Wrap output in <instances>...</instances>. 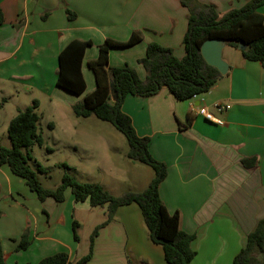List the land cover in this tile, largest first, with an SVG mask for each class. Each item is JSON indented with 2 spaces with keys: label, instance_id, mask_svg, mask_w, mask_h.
<instances>
[{
  "label": "crops",
  "instance_id": "obj_1",
  "mask_svg": "<svg viewBox=\"0 0 264 264\" xmlns=\"http://www.w3.org/2000/svg\"><path fill=\"white\" fill-rule=\"evenodd\" d=\"M197 1L214 5L223 16L250 0ZM0 8L5 17L0 25V145L6 148L11 147L10 122L34 100L40 108L43 97L69 118L75 116L73 107L97 87L88 63L98 58L99 47L107 39L126 42L133 33L141 34L140 43L111 49L108 66H129L142 80L147 73L139 61L149 44L170 48L179 59L185 56L183 39L189 11L180 0H0ZM67 11L75 14L74 20L68 19ZM259 12L264 16V6ZM76 40L92 42L83 59L86 91L82 95L56 84L59 54ZM229 54L228 73L205 95L177 101L163 88L149 98L130 95L122 107L138 136L150 139L152 156L167 167L161 198L170 214L180 213L181 229L196 235L193 264H233L248 235L264 219V67L246 60L241 52ZM217 104L230 108L220 112ZM202 106L224 125L198 115ZM50 125L55 129L53 123ZM101 129L113 137L111 129ZM131 167L135 171L131 183L113 178L112 185H100L114 196L124 194H115L116 187L143 192L154 172L140 165ZM4 198L7 204L0 207V243L5 264H38L60 252H66L71 262L87 255L89 243L82 233L94 225H80L77 242L73 222L78 221V204L90 206L88 201L76 202L68 189L65 202L55 205L49 198L39 205L25 181L7 165L0 166V205ZM23 199L36 204L37 224V215L46 213L44 204L56 206L55 225L46 208V225H25L27 211L33 208H27ZM118 216L125 217L127 225L104 227L96 240L94 257L87 264H168L163 249L151 241L138 205L121 207ZM26 234L31 245L17 252ZM104 237L103 246L100 241ZM118 241L122 249L115 245Z\"/></svg>",
  "mask_w": 264,
  "mask_h": 264
},
{
  "label": "trees",
  "instance_id": "obj_2",
  "mask_svg": "<svg viewBox=\"0 0 264 264\" xmlns=\"http://www.w3.org/2000/svg\"><path fill=\"white\" fill-rule=\"evenodd\" d=\"M189 11L188 30L183 39L185 56L177 58L174 51L158 43L148 45L146 55L139 61L145 69V80L140 79L136 70L129 66L110 68L109 54L113 48L134 46L142 41L140 33H133L126 42L107 39L100 47L96 60L88 63L96 78V89L85 95L82 102L73 107L78 118L95 117L110 123L127 140L129 151L127 158L150 167L154 178L143 192H127L114 196L100 184L81 183L66 173L62 183L55 189L42 186L37 173L31 169L29 161L33 159L30 151L33 146H44L39 133V102L20 111L8 127L11 147L0 145V166L7 165L11 172L22 178L31 192L41 202L51 198L56 203L66 200L69 189L78 203L89 202L91 208L108 206V219L95 228L89 241L87 255L71 262L66 252L48 256L38 264H87L94 257V246L100 231L113 221L118 209L136 204L139 206L151 241L163 249L168 264H193L197 253L193 249L195 234L181 229L179 212L170 214L161 194V184L167 178V167L157 161L150 152V139L139 137L131 118L123 112V104L130 95L143 98L156 96L167 88L177 101H187L195 96L207 94L224 77L218 69L210 66L201 53L202 45L215 38L224 39L228 47L237 49L239 44L247 46L242 55L246 60L259 62L264 67V16L259 9L264 0H250L240 9H232L220 16L214 5L203 4L197 0H180ZM68 19L74 20L75 14L67 11ZM5 21L0 8V25ZM92 42L72 41L59 54L57 86L75 95L86 91L82 73L85 51ZM50 128H53L50 125ZM48 152L52 150L48 149ZM248 166L247 162H243ZM68 171L67 164H62ZM38 171L47 174V170L38 164ZM74 238L80 242L78 221L73 222ZM31 245L28 235H24L16 251H24ZM6 263V257L0 243V264ZM233 264H264V219L248 235L246 245L235 257Z\"/></svg>",
  "mask_w": 264,
  "mask_h": 264
},
{
  "label": "rangeland",
  "instance_id": "obj_3",
  "mask_svg": "<svg viewBox=\"0 0 264 264\" xmlns=\"http://www.w3.org/2000/svg\"><path fill=\"white\" fill-rule=\"evenodd\" d=\"M237 51V49L227 46L222 53L223 60L226 62L229 58V53H239ZM41 98L43 105L37 111L41 117L38 130L44 139V146L35 145L32 147L30 154L33 159L29 161V165L37 173L43 187L49 189L57 188L62 183L63 176L66 173H69L81 183L105 184L108 186L109 184L112 185L113 178L118 179L123 184L131 183L133 172H135L131 167L133 165H140V167H145L148 171H153L150 167L127 158L129 151L127 140L110 123L103 122L95 117H90L89 119L73 116L69 118L64 111L49 105L47 99ZM70 115L72 114L70 113ZM50 123L56 126L55 129L50 128ZM102 127L111 129L114 134L113 137L109 135V132L101 129ZM48 149L52 150V152H48ZM38 164H41L48 173L41 174L38 171ZM62 164H67L71 170L68 171ZM127 188L129 187H116L114 188V193H127L129 191ZM17 194L20 197L19 193ZM33 195L39 205H41L42 202L38 199L37 195L35 193ZM5 199H2L0 207H6L7 203ZM51 201L55 205L57 204L54 200ZM23 202L29 204L24 203L26 207L33 208V211H30L31 209L27 211L29 218L25 222V225H46L49 214L47 212L49 210L52 215V225H55L59 213L56 206L44 204L43 210L46 213L37 215L39 216L37 224L35 219V214L37 213H35L34 208L36 204L33 202L29 203V199H23ZM76 209L75 217L80 225H94L93 227H86L82 233L89 243L95 226L102 225L107 221L108 206L91 208L85 203L78 204ZM1 215L2 213H0ZM117 216L118 211L113 221L108 225H127L125 217ZM105 239L106 237L100 241L103 246L106 243ZM121 244V241H118L115 245L118 249H122ZM100 248L102 247L100 246ZM95 250L96 241L94 254Z\"/></svg>",
  "mask_w": 264,
  "mask_h": 264
},
{
  "label": "water",
  "instance_id": "obj_4",
  "mask_svg": "<svg viewBox=\"0 0 264 264\" xmlns=\"http://www.w3.org/2000/svg\"><path fill=\"white\" fill-rule=\"evenodd\" d=\"M227 43L224 39L215 38L206 41L201 47V53L205 61L212 67L219 70L222 75H226L229 71V65L222 58V53ZM247 46L243 43L239 44L237 50L245 51Z\"/></svg>",
  "mask_w": 264,
  "mask_h": 264
},
{
  "label": "built area",
  "instance_id": "obj_5",
  "mask_svg": "<svg viewBox=\"0 0 264 264\" xmlns=\"http://www.w3.org/2000/svg\"><path fill=\"white\" fill-rule=\"evenodd\" d=\"M198 97V96H195ZM216 109L220 112L228 110L230 107L227 105H222V104H217ZM198 115L202 116L205 120H207L208 122H211L213 124L219 125V126H223L224 125V121L221 119H218L213 113H211L207 107L202 106L198 109Z\"/></svg>",
  "mask_w": 264,
  "mask_h": 264
}]
</instances>
